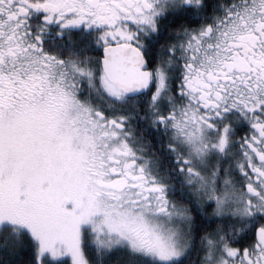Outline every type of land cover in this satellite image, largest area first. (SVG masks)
Segmentation results:
<instances>
[{"label":"snow or ice","instance_id":"1","mask_svg":"<svg viewBox=\"0 0 264 264\" xmlns=\"http://www.w3.org/2000/svg\"><path fill=\"white\" fill-rule=\"evenodd\" d=\"M0 264H264V0H0Z\"/></svg>","mask_w":264,"mask_h":264}]
</instances>
